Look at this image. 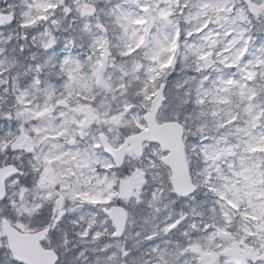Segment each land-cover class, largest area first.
<instances>
[{
  "label": "snow or ice",
  "instance_id": "obj_1",
  "mask_svg": "<svg viewBox=\"0 0 264 264\" xmlns=\"http://www.w3.org/2000/svg\"><path fill=\"white\" fill-rule=\"evenodd\" d=\"M0 264H264V0H0Z\"/></svg>",
  "mask_w": 264,
  "mask_h": 264
}]
</instances>
